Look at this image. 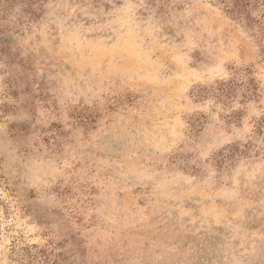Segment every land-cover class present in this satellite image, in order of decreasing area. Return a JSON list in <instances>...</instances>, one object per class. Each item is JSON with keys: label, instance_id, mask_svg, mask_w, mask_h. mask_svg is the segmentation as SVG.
<instances>
[{"label": "rangeland", "instance_id": "1", "mask_svg": "<svg viewBox=\"0 0 264 264\" xmlns=\"http://www.w3.org/2000/svg\"><path fill=\"white\" fill-rule=\"evenodd\" d=\"M0 264H264V0H0Z\"/></svg>", "mask_w": 264, "mask_h": 264}]
</instances>
